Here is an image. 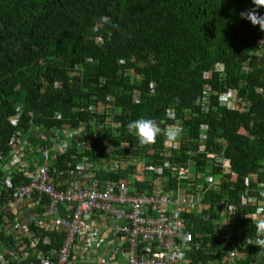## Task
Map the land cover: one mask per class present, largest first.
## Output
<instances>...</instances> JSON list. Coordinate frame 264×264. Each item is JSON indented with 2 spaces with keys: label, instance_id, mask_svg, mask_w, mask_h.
Instances as JSON below:
<instances>
[{
  "label": "trees",
  "instance_id": "trees-1",
  "mask_svg": "<svg viewBox=\"0 0 264 264\" xmlns=\"http://www.w3.org/2000/svg\"><path fill=\"white\" fill-rule=\"evenodd\" d=\"M256 2L0 0V158L7 159L13 137L23 140L27 136L32 142V121L37 132L58 131L60 139L63 129L82 127L84 135L81 131L75 139L92 144L84 154H77L72 145L57 157L52 168L55 185L61 178L58 173L74 167L83 155L96 163L105 162L108 156L116 160L146 156L160 162L165 159L161 129L172 123L168 118L172 109L175 118L183 120L184 142L180 152L169 159L183 168L192 161L193 169L204 173L211 168L219 171L213 163L221 155L230 161L234 173L224 176L218 192L204 196V202L212 206L209 211L181 215L195 240L202 237L205 242L203 249H192L187 257L193 264L205 263L222 259L240 246L241 255L233 264H253L262 249L248 244L258 230L253 220L257 204L242 205L240 197L264 204V28L240 14L254 10L264 16V0ZM102 15L110 16L115 27L99 24ZM219 66L223 67L222 78L216 70ZM206 87L218 93L236 88L246 110H228L214 95L204 112ZM106 98L112 99L113 108H119L118 116L98 111ZM17 108L22 115L17 126H12L8 119ZM74 108L81 111L74 112ZM55 113L61 114L60 120L54 119ZM142 116L153 119L160 129L156 139L145 145L126 127ZM104 119L117 120L121 126L96 129ZM201 128L206 134L205 153H197ZM24 153L23 160L35 161L30 149ZM5 177L0 171V223L5 224L0 246L9 249L6 258L17 254L10 264H37L36 253L58 250L65 235L60 229L29 225L38 238L35 248L29 238L15 241L11 233L14 220L27 223L28 217L3 206L26 178L16 170L8 187L1 184ZM99 178L126 179L127 172L100 171ZM174 183L170 180L172 187ZM144 188L143 179H136L134 190L140 193ZM222 202L236 208L227 214L228 226L219 224Z\"/></svg>",
  "mask_w": 264,
  "mask_h": 264
},
{
  "label": "built area",
  "instance_id": "built-area-1",
  "mask_svg": "<svg viewBox=\"0 0 264 264\" xmlns=\"http://www.w3.org/2000/svg\"><path fill=\"white\" fill-rule=\"evenodd\" d=\"M216 70L222 78L223 67L219 66ZM243 70H247L245 65ZM150 87H154V84ZM256 92L261 93V90L257 89ZM214 95H218L220 106L228 110H241L246 104L237 98L234 89L218 93L206 87L202 102L204 112L208 110V101ZM107 99L111 103L106 101V108L99 107L98 111L118 115L119 108H113L112 99ZM72 111L78 112L79 109L74 108ZM174 113L172 109L168 110V118L172 123L161 129L164 135L163 161L154 162L146 156L117 160L108 156L105 162L96 163L83 155L74 167L70 166L65 172L58 173L61 180H57L56 185L52 168L57 164V157L66 154L72 145H76L77 154H84L85 149L92 148V144L89 141L80 143L75 139L81 131V136L84 135L82 127L63 129L60 139L58 131L40 129L37 132L38 127L30 121L32 142L27 136L23 140L15 136L10 142L11 150L7 159L0 158V171L6 174L2 185L11 186L16 170L23 172L26 178L25 183L21 180L11 199L3 206L13 214L28 217L27 223L14 220L11 229L14 240L29 238L31 247L35 248L38 238H34L29 225L38 229L62 230L65 236L61 247L58 250L37 252V264H193L187 253L192 249H203L205 242L202 237L195 240L181 215L209 211L212 206L204 202V196L218 192L224 176H234V173L230 161L221 155L214 157V168L219 170L216 172L213 168L204 173L197 172L193 169L192 161L188 168L175 165L169 158L180 152L184 136L183 120L175 118ZM190 114L191 117L196 115ZM21 115V109L17 108L15 115L8 119L10 124L17 126ZM29 116L32 114L29 113ZM54 119L60 120L61 114L55 113ZM79 124L83 125L82 122ZM120 126L117 120L104 119L97 123L96 129H118ZM201 129L203 133L196 141L197 153L206 151L205 129ZM44 141V148H41L40 143ZM189 141L196 143L191 139ZM26 149L35 154V161L23 160ZM120 170L127 172L126 179L99 178L100 171L116 174ZM138 178L143 179L145 186L140 193L134 190ZM170 180H174V187ZM258 187L262 185L258 184ZM240 201L242 205L256 203L253 220L257 225L264 222V204L245 196H241ZM41 205L44 208L39 211ZM219 208V224L228 226L227 214L235 213L236 208L225 202ZM4 227L5 224L0 223V230ZM259 235L257 230L248 244L256 245L249 242ZM48 241L49 238L44 239L45 243ZM239 248L228 251L222 259L194 264H233L241 255ZM98 252L104 257H98ZM15 260L16 253L6 258L0 252V264H10Z\"/></svg>",
  "mask_w": 264,
  "mask_h": 264
},
{
  "label": "clouds",
  "instance_id": "clouds-1",
  "mask_svg": "<svg viewBox=\"0 0 264 264\" xmlns=\"http://www.w3.org/2000/svg\"><path fill=\"white\" fill-rule=\"evenodd\" d=\"M256 5L257 2L254 0ZM242 18H247L252 21L253 24H260L261 28L262 24H264V16H259L254 10L249 11H242L241 12ZM98 23L103 25H112L111 17L108 15H102L98 18ZM127 130L130 134L134 135L140 144H149L156 139V136L159 134L160 129L157 126L156 122L151 118L140 117L137 119H133L129 121L126 125ZM258 231L260 235L255 237L249 243H254L256 245L264 246V222H261L257 225Z\"/></svg>",
  "mask_w": 264,
  "mask_h": 264
},
{
  "label": "crops",
  "instance_id": "crops-1",
  "mask_svg": "<svg viewBox=\"0 0 264 264\" xmlns=\"http://www.w3.org/2000/svg\"><path fill=\"white\" fill-rule=\"evenodd\" d=\"M8 250L9 249L7 247H1L0 246V252L2 254H7ZM97 254H98V257H104V256H102L101 252H98ZM79 264H82V263H79ZM253 264H264V246H262V249H261L260 253L256 256Z\"/></svg>",
  "mask_w": 264,
  "mask_h": 264
},
{
  "label": "bare ground",
  "instance_id": "bare-ground-1",
  "mask_svg": "<svg viewBox=\"0 0 264 264\" xmlns=\"http://www.w3.org/2000/svg\"><path fill=\"white\" fill-rule=\"evenodd\" d=\"M252 53H253V51H252ZM255 53H257V52H254L253 54H255ZM234 90H236L237 91V98L239 99V100H241L239 97H238V90L235 88ZM241 101H243V100H241ZM244 102V101H243ZM243 110H246V108H245V106L241 109V110H238V111H243ZM205 133V132H204Z\"/></svg>",
  "mask_w": 264,
  "mask_h": 264
},
{
  "label": "rangeland",
  "instance_id": "rangeland-1",
  "mask_svg": "<svg viewBox=\"0 0 264 264\" xmlns=\"http://www.w3.org/2000/svg\"><path fill=\"white\" fill-rule=\"evenodd\" d=\"M97 44H100L101 43V41L99 40V39H97V42H96ZM106 101L108 102V99L106 98ZM119 115V114H118ZM118 115H115V116H118Z\"/></svg>",
  "mask_w": 264,
  "mask_h": 264
}]
</instances>
